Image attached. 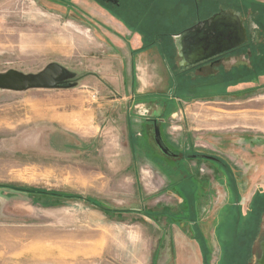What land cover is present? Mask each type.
<instances>
[{"label": "rangeland", "instance_id": "rangeland-1", "mask_svg": "<svg viewBox=\"0 0 264 264\" xmlns=\"http://www.w3.org/2000/svg\"><path fill=\"white\" fill-rule=\"evenodd\" d=\"M217 1L264 17V0ZM149 2L134 0L140 8L125 13L95 0H0V264H256L260 257L264 45L227 60L219 88L191 68L194 86L179 74L171 89L134 96L112 89L122 85L112 59L120 51L107 27L127 20L139 33L144 25L177 28L173 14L162 23L146 14L155 7ZM257 22L259 43L264 18ZM156 44L151 65L162 62ZM132 65L125 58L128 77ZM143 66L137 76L148 72ZM134 114L136 129L148 128L146 117L158 120L162 148L174 157L154 131L129 147ZM185 177L189 185L179 188Z\"/></svg>", "mask_w": 264, "mask_h": 264}, {"label": "crops", "instance_id": "crops-1", "mask_svg": "<svg viewBox=\"0 0 264 264\" xmlns=\"http://www.w3.org/2000/svg\"><path fill=\"white\" fill-rule=\"evenodd\" d=\"M168 3L165 0H161L160 1H156L155 2V8H159L161 7L163 4H165L167 7H169V10H156L152 13H154L156 16V20L159 23H162V17H167V15L173 14V8H172V1L170 3V0H167ZM168 13V14H166ZM124 14V18H125ZM174 15V14H173ZM146 17V16H145ZM174 19V20H173ZM125 20V19H124ZM173 21L177 20L176 15H174V17L172 18ZM113 21V20H112ZM111 22V21H110ZM114 22H116V20L114 19ZM145 24L146 23V19H143L141 23H137V24ZM167 23V21H166ZM111 24V23H110ZM116 24H118V26H111V27H107V29H105V31L107 32L106 36L109 38V40L111 41V47L115 50H118L120 52H116L113 54L112 59H114L113 63H114V67L116 70V73H118L119 75H115V79H117L118 77L122 78V82H124L125 84H123L121 82V86L120 87H116L118 84L115 81V85L114 87H112V89H132L131 93L133 94V96L136 93L139 94H143V90L144 89H171L172 85H173V79L174 77L177 78L179 76V74H182V79H183V84L186 85V81L191 82L190 85H195L194 79L195 77L193 76L194 74H190V69L188 67H185L187 64H192L193 62H188V60L190 58L187 57H183L180 55L179 53V49H178V43H177V35L181 32V30H179V25L177 23V21L175 22V25L177 26L176 29L174 30H169L166 32H163V30H155V29H147V27L144 25V32H137L135 31V29L140 30V28H134L135 26L130 25L133 23H128L127 20H125L124 22L122 21H118L116 22ZM174 24V23H173ZM160 39V40H159ZM154 47L156 48L157 52L159 53L160 59L163 62L164 61V65L166 66L165 70L163 69L162 66V62L159 61H155L156 64L151 65V60L153 59V57L150 55L152 52V46L153 44L157 43ZM125 58L128 59V61H130L133 65V69L131 68L129 71L130 76L128 77V73L127 70H125L126 68L123 65V62L125 61ZM149 58V59H148ZM172 61H174L172 63ZM200 61V60H198ZM231 61V60H230ZM197 62V61H196ZM227 60H219L218 62H212L211 64L209 63H205L204 65H202L199 69H198V73H200V75L204 74L203 76H200L202 78H206L207 77H212L209 80H212V83L206 84L208 85V87H210V89H213L215 87L219 88V85L223 83H221V78H225V74L223 73V75L219 76L220 73L222 71H225V64ZM144 63V66H143ZM175 63L177 67H175ZM161 64V65H160ZM138 65H142L146 70H148V72L146 74H142V70H139V72L141 73L140 76L136 75L135 69L138 71ZM154 66V72L153 73H149V70L153 69ZM233 65H231L230 67H232ZM167 73V75H166ZM213 74V75H212ZM125 75V77H124ZM197 78H199V76H196ZM178 79V78H177ZM126 80V81H125ZM167 80V82H166ZM205 82L203 81L202 84H204ZM205 86V85H203ZM207 87V86H206ZM190 88V87H189ZM188 87H185V89H189ZM192 88V86H191ZM111 89V88H110ZM149 91V90H148ZM151 92V91H150ZM160 92V91H159ZM156 93V92H153ZM138 94V95H139ZM147 94V93H146ZM131 107V105L129 106V108ZM134 117H136V115H132L130 120V127H128V142H132V146H129L130 148L135 149L134 147H137L135 145H137V143L139 142L140 144H145L146 140H147V136L149 135V132L154 131L155 134H157L158 136V146L160 148V150L162 152H164L166 154V156L171 157L170 153H166L164 151V149L162 148V146H164V141L161 138L162 135V129L159 127V123L158 120L156 118H145L146 122H144V125H148L147 129L146 127H143V125L141 126V123L139 124L140 126L136 129L134 128ZM154 122L158 123V127L156 128V130H154ZM150 127L152 129H150ZM144 129V130H143ZM158 129V131H157ZM139 130V131H138ZM137 131L140 132L139 134H137ZM153 134V133H152ZM130 144V143H129ZM166 145V144H165ZM178 182L175 183V185ZM189 179L185 177V181H183L182 186L179 188L184 189V186H188L189 185ZM173 185V186H175ZM194 241V240H192ZM196 244V243H195ZM199 253V248L197 247L196 250H194V255L197 256V254ZM195 256V257H196Z\"/></svg>", "mask_w": 264, "mask_h": 264}, {"label": "flooded vegetation", "instance_id": "flooded-vegetation-1", "mask_svg": "<svg viewBox=\"0 0 264 264\" xmlns=\"http://www.w3.org/2000/svg\"><path fill=\"white\" fill-rule=\"evenodd\" d=\"M135 1L138 2V4L141 3L142 6L145 7V3H147L148 0ZM156 1L161 2V0H150L149 3L154 4ZM171 1L173 4H178V1H183V3H185V7L182 6V8L184 9L183 12H181V10H178L177 8H173L172 6L174 15L175 12L180 13V15L176 14V21L181 32L184 29L192 26L196 22L210 17L214 13H223L225 10H234L236 11V13L239 12L240 15L238 17V15H235L236 13H231L230 16L219 17L216 24L211 27V30H216L217 34L220 35L219 37H216L217 39L214 42L215 46L212 49H219L224 46H229L227 49L218 51L217 53L206 58H202L200 61H197L195 63L187 64L185 67L199 69L205 63L211 64L212 62H218L219 60H231L233 56H238V51L241 52L244 51V49H246V51L248 49L252 50L253 47L255 49L256 45L264 44V39H260V42L257 43L259 39L256 38V34L259 33L258 31L262 29L261 25L257 21L259 18H264L261 15L258 16L259 11L253 12V10L249 7L245 9L243 7L237 8L227 7L226 5L222 6V4H220L217 0H170V3ZM95 2L101 7L107 8L112 12H123L124 10H126L125 13H127L136 10L137 7L140 8L139 6L133 5L134 0H95ZM187 3H191V5H187ZM159 8L166 10L167 6L163 4ZM159 8L157 9L155 7H152V10L149 9V12H146V14H154L152 12L160 10ZM207 31L208 28H204L199 33H197L194 38H191L190 36L189 38H187V40L185 39V55L183 54L184 57H193L190 59H194L197 56H201L209 52L208 50L203 48ZM198 46H200V48H198ZM162 144H164L165 146V142ZM171 155L174 157L175 154L171 153ZM188 155L193 158H208L214 161L217 160L212 155L202 152H190ZM176 157L177 155L175 156V158Z\"/></svg>", "mask_w": 264, "mask_h": 264}, {"label": "water", "instance_id": "water-1", "mask_svg": "<svg viewBox=\"0 0 264 264\" xmlns=\"http://www.w3.org/2000/svg\"><path fill=\"white\" fill-rule=\"evenodd\" d=\"M231 13L232 14L236 13V11L225 10L223 13H221V12L214 13L210 17H208L204 20H200V21L196 22L195 24H193L192 26H190V27L184 29L182 32H180L177 35V43H178L177 46H178L180 55L183 56V54L185 52V49H184L185 48V46H184L185 39L187 40V38H189L190 36H191V38L192 37L194 38L197 35V33H199L204 28L205 29L208 28V31H207V35H206V38L204 41V45H203L204 47L203 48L208 50L209 52L203 54L204 56L201 55V56L195 57L194 59H189L188 62L195 63L196 61L201 60L202 58H206L208 56H211V55L217 53L218 51H222L224 49H227L229 46H224V47H221L219 49H212L215 46L214 42L217 39L216 37H219L220 35L217 34L216 30H211V27H213L216 24L219 17L230 16ZM235 15H238V17L240 16L239 12L236 13ZM238 22H239V19H238ZM198 48H200V46H198ZM198 48H195V49H198ZM155 130H156V128H155ZM157 131H158V129H157ZM260 246H261V255L257 259L256 264H264V237H263L262 241L260 242Z\"/></svg>", "mask_w": 264, "mask_h": 264}, {"label": "trees", "instance_id": "trees-1", "mask_svg": "<svg viewBox=\"0 0 264 264\" xmlns=\"http://www.w3.org/2000/svg\"><path fill=\"white\" fill-rule=\"evenodd\" d=\"M262 45H264V44H262ZM244 50H246V49H244ZM253 51L254 50L252 49L251 52H253ZM253 55L255 56V54H253ZM12 187L16 188V189L24 190V191L39 192V193L41 192L43 194H51V195H54V196H61L62 195L60 193H56V192H53V191L52 192H48V191H44V190H41V189H32V188H27V187H14V186H12ZM63 196L67 197V196H71V195H63Z\"/></svg>", "mask_w": 264, "mask_h": 264}]
</instances>
